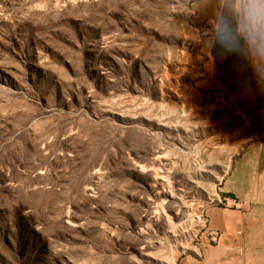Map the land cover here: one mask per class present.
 <instances>
[{
  "label": "rangeland",
  "instance_id": "rangeland-1",
  "mask_svg": "<svg viewBox=\"0 0 264 264\" xmlns=\"http://www.w3.org/2000/svg\"><path fill=\"white\" fill-rule=\"evenodd\" d=\"M195 1L0 0V264H179L194 249L239 117L202 83ZM234 9L264 81V0Z\"/></svg>",
  "mask_w": 264,
  "mask_h": 264
},
{
  "label": "crops",
  "instance_id": "crops-1",
  "mask_svg": "<svg viewBox=\"0 0 264 264\" xmlns=\"http://www.w3.org/2000/svg\"><path fill=\"white\" fill-rule=\"evenodd\" d=\"M192 14L193 25L203 37L202 83L211 91L223 92L239 112L221 132L225 141L239 147L217 194L235 198L239 204L209 207L200 240L179 264H264L262 61L256 64L248 56L236 28L234 0H196ZM212 231L219 233L215 242L209 237Z\"/></svg>",
  "mask_w": 264,
  "mask_h": 264
},
{
  "label": "bare ground",
  "instance_id": "bare-ground-1",
  "mask_svg": "<svg viewBox=\"0 0 264 264\" xmlns=\"http://www.w3.org/2000/svg\"><path fill=\"white\" fill-rule=\"evenodd\" d=\"M238 145V144H237ZM237 147L239 146H236L235 144L231 145L228 149L229 151L232 153V154H235L237 152ZM163 180V179H162ZM155 182L156 184H158V180L157 178H155ZM172 208V207H171ZM175 215L176 217L178 218H182L184 217V210L181 206H177L175 208ZM150 216V215H149ZM152 216V215H151ZM150 216V217H151ZM173 219V218H172ZM169 222V221H168ZM167 223V222H166ZM181 224H176V223H170L168 224L165 228H166V236L168 237V239L172 240V241H176L177 239H179V228H180ZM182 227V226H181ZM155 245V244H154ZM152 258V257H151ZM162 258V257H160ZM155 260V259H154ZM159 260V259H158ZM162 262L164 264H170L169 262H167V260L163 261Z\"/></svg>",
  "mask_w": 264,
  "mask_h": 264
},
{
  "label": "built area",
  "instance_id": "built-area-1",
  "mask_svg": "<svg viewBox=\"0 0 264 264\" xmlns=\"http://www.w3.org/2000/svg\"><path fill=\"white\" fill-rule=\"evenodd\" d=\"M214 29H215V27H213V30ZM197 31L199 33H202L198 29H197ZM201 59H203L202 56H201ZM223 96L226 97L225 95H223ZM237 113H239V112L237 111ZM214 203L218 204L219 206L229 207V208H231V207H235L236 208V207H238V204H239L238 201L235 198H219V197L214 201ZM206 223H207V221L205 219V225H206ZM209 237H210V239L212 241L215 242L218 239V237H219V233L215 232V231H212V232H210Z\"/></svg>",
  "mask_w": 264,
  "mask_h": 264
}]
</instances>
